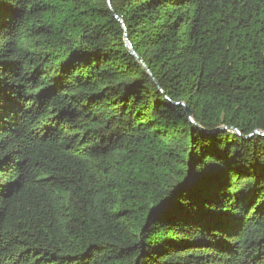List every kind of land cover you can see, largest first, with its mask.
I'll return each instance as SVG.
<instances>
[{"label":"trees","instance_id":"1","mask_svg":"<svg viewBox=\"0 0 264 264\" xmlns=\"http://www.w3.org/2000/svg\"><path fill=\"white\" fill-rule=\"evenodd\" d=\"M0 264H264V0H0Z\"/></svg>","mask_w":264,"mask_h":264},{"label":"water","instance_id":"2","mask_svg":"<svg viewBox=\"0 0 264 264\" xmlns=\"http://www.w3.org/2000/svg\"><path fill=\"white\" fill-rule=\"evenodd\" d=\"M115 18H117V17L115 16ZM125 43H126L128 52L139 62V64L144 68V70L147 72V74L151 77V73L149 72L148 68L145 66L144 62L139 58V56L132 49V46L130 45V43H129L127 37H126V34H125ZM185 112L188 115V117L190 118V120H192V118H191V112L188 111L187 108H185ZM236 133L239 134L238 132H236Z\"/></svg>","mask_w":264,"mask_h":264}]
</instances>
